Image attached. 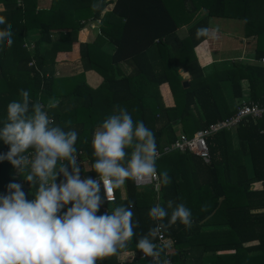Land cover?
<instances>
[{"label":"trees","instance_id":"1","mask_svg":"<svg viewBox=\"0 0 264 264\" xmlns=\"http://www.w3.org/2000/svg\"><path fill=\"white\" fill-rule=\"evenodd\" d=\"M1 1L4 10L0 16L11 24L12 44H7L8 37L0 41V130L10 122L9 102H23L20 90L27 91L28 116L40 103L52 118L49 127L77 133L74 154L85 166L76 163V168H81L84 177L99 175L93 169L99 159L91 144L95 128L108 116L119 115L122 108L134 122L142 120L154 132L159 149L178 137L177 126L191 136L234 113L237 105L230 108L227 104L219 77L205 72L194 52L207 37L198 36L197 29H207L209 16L240 18L246 36L254 37L255 61L233 65L226 78L233 97L242 96L240 80L246 79L250 89L247 101L264 106V0H50L41 8L37 0ZM200 9L207 10L206 16L190 26L185 36H177V28L190 23ZM91 20L97 22V33L89 40L87 25ZM6 26L0 25V29ZM32 30L36 34L29 50L25 33ZM106 41L113 45L111 52L103 49ZM76 59L84 69L98 71L102 81L97 87L87 83L84 72L57 77L49 68L58 60ZM120 63L130 70L122 72ZM179 69L190 79H182ZM164 83L172 94V107L162 101L159 87ZM57 98H61L58 110L48 108V100ZM234 132L237 148L232 147L231 130L222 129L206 137L209 162L176 150L157 159L160 187L156 198L149 188L139 191L131 179L125 183V198L116 189L110 204L100 193L99 214H111L121 206L132 212L133 236L123 242L126 247L119 252L132 250L137 254L124 262L114 255L98 264H205L206 259V264H264V115L242 120ZM137 142L133 137L132 145L125 149L126 157L119 162L123 166H128ZM10 151V144L0 138V157H4L0 159V195L8 194L7 186L16 183L22 191L30 192L28 199H34L39 179L28 182L31 169L17 170L6 158ZM169 158L190 160L187 171L181 170V179L174 170L166 171V177L160 169L159 163ZM61 167L73 174L69 160L58 158L57 184L65 181ZM255 182H261L262 187L252 188ZM155 203L166 212L161 221L168 242L163 244L158 243L153 231L155 221L150 211ZM181 204L191 210L190 229L179 220L171 224L172 212ZM209 220L218 223L205 231L203 224ZM142 239L155 245L152 254L137 247ZM254 240V244L244 245ZM169 246L172 249L167 252Z\"/></svg>","mask_w":264,"mask_h":264},{"label":"clouds","instance_id":"2","mask_svg":"<svg viewBox=\"0 0 264 264\" xmlns=\"http://www.w3.org/2000/svg\"><path fill=\"white\" fill-rule=\"evenodd\" d=\"M5 24L0 29V41L8 37L7 44L11 46V24L0 16V25ZM208 31L198 28L197 35H207ZM20 94L23 102L13 100L7 105L10 122L0 130V138L10 144L6 158L17 168L28 163L23 154L30 147L35 149L31 173L26 179L32 183L38 178L39 187L34 199H28L29 193L16 183L7 186L8 194L0 195V264H98L118 255L126 247L123 242L133 236L132 212L121 206L111 214H99L100 184L91 178L81 180L76 168L77 133L49 127L51 121L40 103L34 105V114L28 116L29 93L21 89ZM133 137L138 142L125 167L119 162L126 157L125 149L132 145ZM91 144L99 158L93 169L99 174L109 200L113 190L129 179L135 183L157 174L155 134L142 120L134 122L127 109L108 116L94 131ZM17 156L20 158L14 159ZM58 158L69 160L75 173L69 174L61 167L66 182L59 184ZM164 175L167 177V172ZM150 215L162 219L166 212L157 206ZM191 217V210L181 204L172 212L171 224L179 220L190 229ZM137 247L152 254L155 245L142 239Z\"/></svg>","mask_w":264,"mask_h":264},{"label":"crops","instance_id":"3","mask_svg":"<svg viewBox=\"0 0 264 264\" xmlns=\"http://www.w3.org/2000/svg\"><path fill=\"white\" fill-rule=\"evenodd\" d=\"M42 3L43 5H41ZM49 3H50V0H37L38 7L40 8L44 6H48ZM3 10H4V4L0 0V12ZM206 14H207L206 9H200L196 13L193 20L190 23L184 26H181L180 28H177L176 30L177 36L179 37L185 36L187 34L188 28L192 26L193 24H195L200 19H202L203 17H205ZM93 22L94 20H91L89 22L91 26L92 25L94 26ZM207 29H209L207 37L194 47L195 55L197 57V60L200 66L206 69L205 72L209 74L214 72L215 76L219 77V85L221 86V89H222V92H223V95L225 97L227 104L230 106V108H235V106L239 104V102L249 99V93H250L249 84L246 79H241L240 87H241L242 96L233 97L230 93V89H231L230 81L227 80L226 78V75L229 74L227 70H230L233 65L238 64V63H253L255 61L254 37L246 36L245 25H244L243 20L240 18L209 16L207 18ZM96 33H97L96 30L94 32L91 29V33H90V30L88 29L87 39L89 40L93 39ZM31 34L35 35L36 33L34 30L25 33V39L27 38L30 39ZM32 47H29L27 45V48L29 50ZM0 49H1V46H0ZM103 49L106 50L107 52H111L113 50V45L109 41L108 42L106 41L103 44ZM118 66H119V69L124 73H127L129 71V67L125 63H120ZM49 68L50 70L53 71V74L57 77L68 76V75H73L79 72H84L86 81L91 87H97L102 81V77L98 73L97 70L90 69V68H88L87 70L84 69L83 63L79 59L71 60V61L58 60L52 66L50 65ZM179 74L181 78L184 80L190 79L189 74L187 72H184L182 69H179ZM159 88H160V93H161L162 101L164 105L166 107H172L174 102H173L172 94L170 92L168 84L167 83L161 84ZM60 99L61 98L49 99L47 102V107L52 108L53 110L57 108L58 110L57 104L60 101ZM70 105L71 104L68 103L67 107H70ZM173 123H175V121ZM157 125L159 126L160 124L158 123ZM177 127L178 128L176 130V133L181 134L183 131L181 132V128H179L180 126H177ZM234 130L235 128L231 130V142H232V147L237 148L238 138ZM167 146L168 145L162 146L161 149L157 148V150H160L162 154L158 158H156V160L160 159V157L163 154L173 151V150H170V151L163 152V149ZM178 152L179 153H191V152H181V151H178ZM189 164H190L189 159L180 158L177 160V159L169 158V159H165V161L163 162H160L159 166L163 172L174 170V173L177 177L181 175L178 178V179H181L183 175L181 173V170L187 171L185 169L189 166ZM81 165L83 164L80 163V166ZM80 169L81 168H79V170ZM159 187H160V176H159ZM261 187H262L261 182H255L252 184V188L254 189H259ZM146 188H149V187H146ZM145 189H142V190H145ZM142 190L139 189V191H142ZM117 192L121 198H125L126 197V185H123L121 188L117 189ZM27 193L30 194L29 191H27ZM111 203L112 202H110V204ZM110 204H108V206H110ZM104 207L107 208V206H104ZM217 219L219 220L220 218L217 217ZM218 220H209L207 224H203V226L206 229V227L208 226L211 227L213 223H218ZM207 230L208 229H206L205 231ZM254 243H255V240L245 242L244 245H251ZM171 249L172 248H170V246L168 247V249L166 248L167 252H170ZM230 251L231 250H225L224 252L226 253ZM218 253H221V252H218ZM136 254L137 253H135L132 250H123L119 252V254L117 255V259L120 262L128 261L131 258H133ZM207 262H209V259H206L205 264ZM169 264H177V263L170 262Z\"/></svg>","mask_w":264,"mask_h":264},{"label":"built area","instance_id":"4","mask_svg":"<svg viewBox=\"0 0 264 264\" xmlns=\"http://www.w3.org/2000/svg\"><path fill=\"white\" fill-rule=\"evenodd\" d=\"M264 115V106H262L258 102H252V101H241L239 104H237L235 111L232 115L229 117L217 120L211 124H209L207 127L199 129L195 131L191 136L186 135L185 133L179 134L178 138L173 141L172 144L168 145L163 149V152L170 151V150H178L181 152H191L198 157H200L204 162H209L210 160V152L208 148V144L206 141V137L216 131L226 129V130H232L234 129L242 120L247 119L249 117L251 118H260ZM49 117V116H48ZM50 121H52V118L49 117ZM156 158H158L162 152L160 150H157ZM28 158V163L22 164L20 168H17V170L30 168L31 169V161L34 159L36 152L35 150H29L23 154ZM75 160L77 165L80 166V156L78 154H74ZM20 158V157H19ZM18 158V159H19ZM79 169V167L77 168ZM73 174L74 171H73ZM79 177L81 180L89 179L87 177H84L80 170H79ZM94 181L99 182L100 188H101V196L107 201V202H113L115 200V190L110 194L111 199L109 200V197L106 196L104 191V185L103 182L100 181L99 175L91 177ZM135 186L139 189H145L146 187H149L154 193L155 198L156 195H158L159 191V175L153 174L150 177H146L143 179H138L134 183ZM155 207H157L155 203ZM104 210H106L105 207H103ZM155 221V231L154 235L156 236L158 243H166L168 240L166 237L165 229L162 224V221L160 218H153ZM143 255V254H142ZM156 259V256H153V260Z\"/></svg>","mask_w":264,"mask_h":264},{"label":"rangeland","instance_id":"5","mask_svg":"<svg viewBox=\"0 0 264 264\" xmlns=\"http://www.w3.org/2000/svg\"><path fill=\"white\" fill-rule=\"evenodd\" d=\"M41 5H43V3H42ZM93 23H94V26L92 25L93 27H92L90 24L87 25V28L90 30V33H91V29H92V31L95 32L96 27H97V22L94 21ZM34 39H35V35H34V34H31V35H30V39H29V38L26 39V43H27V45H28L29 47H32ZM126 65H127V64H126ZM127 66H128V65H127ZM128 67H129V66H128ZM129 70H130V68H129Z\"/></svg>","mask_w":264,"mask_h":264}]
</instances>
